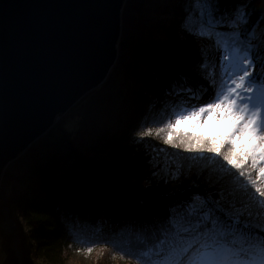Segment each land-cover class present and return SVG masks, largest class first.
I'll return each mask as SVG.
<instances>
[{
  "label": "trees",
  "instance_id": "16d2710c",
  "mask_svg": "<svg viewBox=\"0 0 264 264\" xmlns=\"http://www.w3.org/2000/svg\"><path fill=\"white\" fill-rule=\"evenodd\" d=\"M168 1L172 6L171 13L164 9L160 11L161 8L156 5L159 0L125 2L123 22L128 26L130 34L122 37V45L129 44V38L133 48L129 46L125 49V57L128 59L129 52L132 51V55L136 52L135 58H130L134 60L127 68L119 70V77H110L114 81L118 78L116 82L107 80L108 88L104 89L103 84L81 99L76 107L65 115L66 118L59 120L56 127L45 136L41 146L33 145L28 153L11 162L4 170L0 195V240L4 243L2 249L5 250L6 257L2 264H20L12 248V235L5 234L1 226L4 205L11 209L14 216L20 213L30 228L36 259L32 264H63L75 253L89 252V247L94 252L104 251L114 259L136 264L134 259L124 256L111 243H78L73 234L95 233L104 240L110 239L129 221L142 222L164 211L166 206L177 198L166 197L165 193L175 189H187L192 181L200 184V191L208 188L207 172L197 177L195 169L191 175H182L180 180L165 184L164 179L169 175L168 165L171 164L174 168L181 162L186 165L187 161L175 156L174 153L178 150L163 145L159 137H147L144 142L137 143L138 131L146 127L161 126L160 123H153V118L159 116L162 103L179 99L165 95V84L170 87L173 82L179 84L182 82L181 77L187 78V86L193 82L206 81L198 67L202 59L200 45L210 42L197 41L182 27L190 8V0ZM241 4L254 13L249 27L256 23L259 17L262 20L260 28L264 29V0H219L221 12L227 8L226 11L231 13ZM166 13L169 14L165 15ZM160 48H164L166 52L158 50ZM138 50H142L149 60L141 62L144 57H138ZM151 50L154 53L150 54ZM210 55L219 62V52L213 51ZM194 56L196 62H185ZM136 61H140L138 68H134ZM161 61L165 64L172 61L169 72L158 66L162 65ZM154 72H159L163 80L161 82L158 77L159 91L161 88L163 90L160 92L163 101L154 100L155 107L151 111L147 108L149 106H146L148 99L142 95L140 89L136 90L134 85L138 79H142V84L152 87L157 78L152 81L148 79ZM190 78H194L193 81ZM125 83L128 84V92H123L122 84ZM113 90L118 96L114 97L111 103L103 98L96 102L92 98L96 93ZM213 92L212 89L209 98ZM136 97H139L138 103L146 106L144 114L137 115L140 124L136 123L135 117L129 113ZM124 103L130 108H126ZM83 138H87L89 143L82 142ZM145 144L149 149L156 144L162 145L167 148L171 159L166 160L165 153H160L159 164L154 169L149 163L151 157L145 149ZM49 154H54V157L48 156ZM176 158L179 161L174 163ZM153 171H158L157 177L152 176ZM66 181L71 186L63 189ZM192 191L195 189L180 191L177 196L187 199ZM97 229L101 231H96Z\"/></svg>",
  "mask_w": 264,
  "mask_h": 264
},
{
  "label": "snow or ice",
  "instance_id": "6c2138e0",
  "mask_svg": "<svg viewBox=\"0 0 264 264\" xmlns=\"http://www.w3.org/2000/svg\"><path fill=\"white\" fill-rule=\"evenodd\" d=\"M253 14L244 4L229 13L220 11L219 0H190L182 27L210 42L200 45L198 67L213 95L204 100L209 87L187 86L181 77L165 93L179 99L164 101L153 118L161 126L136 133L137 143L159 137L187 161L168 165L165 184L195 169L197 177L207 172L208 188L200 191L192 181L164 194L177 197L164 211L129 221L107 240L74 233L78 243H111L136 264H264V29L259 17L249 27ZM145 149L154 169L160 153L171 159L165 147ZM191 189L187 199L177 196Z\"/></svg>",
  "mask_w": 264,
  "mask_h": 264
},
{
  "label": "water",
  "instance_id": "95a60500",
  "mask_svg": "<svg viewBox=\"0 0 264 264\" xmlns=\"http://www.w3.org/2000/svg\"><path fill=\"white\" fill-rule=\"evenodd\" d=\"M125 0H0V177L118 57Z\"/></svg>",
  "mask_w": 264,
  "mask_h": 264
},
{
  "label": "rangeland",
  "instance_id": "374dc122",
  "mask_svg": "<svg viewBox=\"0 0 264 264\" xmlns=\"http://www.w3.org/2000/svg\"><path fill=\"white\" fill-rule=\"evenodd\" d=\"M226 10H227V8H225L223 10V12ZM119 52H120L119 54H121V53L124 54L125 49L120 47ZM131 57L135 58V56L132 55L131 52H129V58L126 59L127 65L125 67L121 66V70L122 69L124 70V68H127L130 65V62L134 60L133 58H132V60H130ZM118 66H120V65H118ZM114 73L115 72L112 71V73L110 75L111 78L115 75ZM119 75H120V73L116 76L119 77ZM187 76H189V75H187ZM117 79L115 81H117ZM190 79L193 81L194 78H190ZM195 79H199V78H195ZM107 80L103 83L106 86V87L104 86V89L108 88V85H106V84L109 81H107ZM201 84H203L202 80H201ZM122 85H123V92H128L129 91L128 90V84L125 83ZM209 89H210V91H212L211 87H209ZM114 91L115 90H113L111 92H99L98 94L96 93V94L92 95V98L95 99L96 102L99 101L101 98H103L104 100H109V103H111L110 101H113L114 97L118 96V95H116L117 92H114ZM91 92H93V91H91ZM156 146L163 147L162 145H158V144H156ZM177 161H179L178 158H176L174 160V163H176ZM83 167H86V166H83ZM86 168L88 169V167H86ZM1 194L2 193L0 191V195ZM3 214H4V217H3L2 222H1L3 232L5 234L8 233V234L12 235V237H13L12 248H13L15 255L17 256L20 264H32V262H35L36 259H35V254H34V243L31 239L30 228L26 225V223L23 219V216L20 213L19 214L15 213L16 216H14V214L11 213V209L8 208L7 205H4ZM0 239H1V236H0ZM3 246H4V243L1 241L0 242V264H2L3 260L6 257L5 250L2 249ZM64 262L65 263H63V264H130L129 262H125V261L117 259V258L114 259L112 256H110L109 253H105L104 251L94 252V250H92L91 252L75 253L74 255H71L70 258H68V260H66Z\"/></svg>",
  "mask_w": 264,
  "mask_h": 264
},
{
  "label": "bare ground",
  "instance_id": "6f19581e",
  "mask_svg": "<svg viewBox=\"0 0 264 264\" xmlns=\"http://www.w3.org/2000/svg\"><path fill=\"white\" fill-rule=\"evenodd\" d=\"M127 0H125V2H126ZM160 2H156V5L159 7V8H161V10L160 11H163V9L164 10H166V11H170V13H171V9H172V6H171V4H170V1H166V0H159ZM124 6H125V3H124ZM124 6H123V9H124ZM156 6V7H157ZM123 9H122V26H121V34H120V36H119V39H118V41H117V50H118V57H117V59H115V61H114V63L112 64V68H111V70H109V74H108V77H107V79L110 81V82H116V81H114V80H112L111 78H110V75H111V72L113 71V72H115L114 74L115 75H118L119 73H120V71L119 70H121V65H123L122 67H125L126 65H127V61H126V57H125V53L123 54V53H121V54H119L120 52H119V49H120V47H124V49H126V48H128L129 46V48H133V46H132V44L130 45V40H129V38H128V41H129V44H127L126 43V45H122L123 44V39L124 38H122L124 35H126V34H130V32L128 31L129 30V28H128V26L123 22ZM223 12V11H222ZM225 12V11H224ZM169 13H166L165 15H168ZM148 19L150 20V18L148 17ZM156 20V19H155ZM157 22V21H156ZM176 24V23H175ZM126 39V38H125ZM173 48H169V50H172ZM158 50H163V52H166L165 50H164V48H160V49H158ZM188 51H190V50H188ZM132 52V51H131ZM136 53V52H135ZM135 53H134V55H135ZM137 53H140L139 55H138V57H144L143 59H141L140 61L142 62V61H148L149 59L146 57L147 55H145V53L142 51V50H138L137 51ZM152 53H154L152 50H151V52H150V54H152ZM192 53V52H191ZM124 55V56H123ZM178 55H180V54H178ZM193 55H194V52H193ZM181 58H183V57H180V59ZM188 59V58H187ZM184 60H185V58H184ZM183 60V61H184ZM195 60V56H194V58L193 57H190V59H188V60H185V62H187V63H193V62H196V61H194ZM140 61H138L139 63H140ZM137 61H136V64H135V66H134V68H138L139 67V63H138ZM171 63H172V61H170V62H168V63H164V62H162L161 61V64L162 65H158V66H160L161 67V69L163 70V71H170V69H171ZM118 65H120V66H118ZM134 73L136 72L135 70L133 71ZM161 76V74L159 73V72H154L153 74H151V75H149V81H152V79H155V78H157V79H155L154 81H153V83H152V87L149 85V86H147V88H146V84H142V79H138V82H136L135 83V85H134V88L136 89V90H138V89H140V92H142V95H144L145 96V98H147L148 100H146V102L148 101V103H147V105L146 106H149V107H147L148 109H151V111H152V109L155 107V101L156 102H162L163 100H162V94L160 93V92H163V90H162V88L160 89V91H159V83H158V79L160 78L161 79V82H163V80H162V78L160 77ZM159 77V78H158ZM146 78H148V77H146ZM106 79V80H107ZM200 79V78H199ZM105 80V81H106ZM104 81V82H105ZM196 81H200V80H196ZM103 82V83H104ZM103 83L101 84V85H103ZM132 84H134V80L132 81ZM198 84H200V83H195V82H193V83H191L189 86H192L193 88H195V86L196 85H198ZM101 85H99V86H101ZM166 86H167V88H166V90L168 91L169 89H171V87L169 86V85H167V84H165ZM99 86L97 87V88H99ZM97 88H95L94 90H96ZM94 90H92V91H94ZM90 93V92H89ZM89 93H87L85 96H83L81 99H83L84 97H86ZM211 94V93H210ZM80 99V100H81ZM138 99H139V97H136V98H134V105H132V109L130 110V116L132 115V116H134L135 117V121H136V123H139L140 124V122H139V116H137V115H143L144 114V112H145V105H143L141 102H139L138 103ZM203 99L204 100H208L209 99V94L208 93H206L205 95H204V97H203ZM80 100H78L76 103H74L65 113H63V112H61V113H58L57 115H56V117H57V120H55V123H54V125H53V127L49 130V131H47L44 135H42L40 138H38L37 140H35V142H32V144H31V146L28 148V149H26L25 151H24V154L25 153H28L30 150H31V147L33 146V145H42L43 143H44V141H43V139L45 138V136H47L48 134H49V132L53 129V128H55L56 127V125L60 122L59 120H61V121H63V118L65 117L66 118V114L67 113H69L71 110H73L75 107H76V105L80 102ZM155 100V101H154ZM132 102V101H131ZM124 105L126 106V108L128 107V108H130V106L129 105H127L126 103H124ZM98 106H99V104H98ZM100 107V106H99ZM125 111V110H124ZM119 112V111H118ZM119 116V115H118ZM88 117H91V115H88ZM120 118L121 119H123V117H122V114H120ZM66 120V119H65ZM68 121V120H67ZM66 121V122H67ZM63 123V122H62ZM82 142H84V143H86V142H88L89 143V141H88V139L87 138H83L82 139ZM76 148V147H75ZM61 149V148H60ZM24 154H22V156L21 157H23V155ZM54 154H49L48 156H50V157H54L53 156ZM55 155H56V153H55ZM69 155H71L70 153H69ZM45 157H47V155H45ZM20 158V157H19ZM18 158V159H19ZM17 160V159H16ZM15 160V161H16ZM39 161V160H38ZM4 173V172H3ZM2 176H3V174L1 175V177H0V191H1V178H2ZM69 186H71L70 185V183L68 182V181H66V182H64V184H63V189H66L67 187H69ZM103 186V185H102ZM101 187V186H100ZM61 197H63V196H61ZM64 199V198H63Z\"/></svg>",
  "mask_w": 264,
  "mask_h": 264
}]
</instances>
